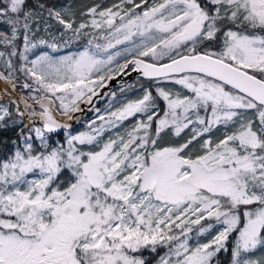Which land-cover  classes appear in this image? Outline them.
<instances>
[{
    "label": "snow or ice",
    "instance_id": "6c2138e0",
    "mask_svg": "<svg viewBox=\"0 0 264 264\" xmlns=\"http://www.w3.org/2000/svg\"><path fill=\"white\" fill-rule=\"evenodd\" d=\"M81 16L0 0V264H264V0ZM132 73L142 95L74 134Z\"/></svg>",
    "mask_w": 264,
    "mask_h": 264
},
{
    "label": "rangeland",
    "instance_id": "374dc122",
    "mask_svg": "<svg viewBox=\"0 0 264 264\" xmlns=\"http://www.w3.org/2000/svg\"><path fill=\"white\" fill-rule=\"evenodd\" d=\"M137 1H139V0H137ZM112 3H114V2L108 3V5L106 7L111 6ZM62 7H68V8H70L71 11L75 13V19L77 20V22H79L83 18L81 15H79V16L77 15L74 6H70L69 4H60L56 8L59 10ZM50 23L54 24V28L51 31H53L54 33H56L58 35L59 34V31L61 30L60 29V26L59 25H55V22L54 21H50ZM0 25H2L3 28L8 29L7 28L8 27L7 25H5V24H0ZM38 35H45V34L43 32H41ZM45 38H48V37L45 36ZM85 42H86V38H85V40H81L79 42V45H82ZM79 45L78 44H74L72 46V48L65 49V52H63L61 54H66L67 52L81 50L80 47H79ZM0 51H4L3 46H0ZM17 75L19 76L20 74L17 73ZM134 86H135L134 88H128L124 92H121V91L119 93L118 92H115V94H116V101L114 103H115V106L116 107H119L120 104L125 103L128 100H135V99L139 98L142 95V89L140 88V86L139 87H137L136 85H134ZM167 87H174L176 89H179V86L168 85ZM110 100H111V94L109 95V97L107 98V100L105 102H103V104H101L100 106H98L97 108H99L101 110V112H104L108 108V105H109V101ZM95 116H96V113L93 112V114L87 120L83 121V123L80 126V128L77 131H74L73 133L75 134V133H78L79 131L86 130V125L88 124V122H90L92 119H94ZM137 119H139V116L138 117H134V118H130V120L126 121L125 124L127 126H131Z\"/></svg>",
    "mask_w": 264,
    "mask_h": 264
},
{
    "label": "water",
    "instance_id": "95a60500",
    "mask_svg": "<svg viewBox=\"0 0 264 264\" xmlns=\"http://www.w3.org/2000/svg\"><path fill=\"white\" fill-rule=\"evenodd\" d=\"M135 78H141L138 74L132 73L130 76H117L115 79L111 81H106L107 86L100 89V95L93 97V104L87 105V104H81V108L83 109L82 112L75 114L76 119L73 121V129L78 127L79 123L86 119L87 117H90L93 113V111H90L89 108H97L105 102L108 98V96L117 88H121L127 83L131 82ZM6 85L4 82H0V89H4Z\"/></svg>",
    "mask_w": 264,
    "mask_h": 264
},
{
    "label": "trees",
    "instance_id": "16d2710c",
    "mask_svg": "<svg viewBox=\"0 0 264 264\" xmlns=\"http://www.w3.org/2000/svg\"><path fill=\"white\" fill-rule=\"evenodd\" d=\"M110 2H116V0H46V3L49 6H55V7H57L60 4H69L70 6H74L75 7V10H76V13H77L78 16L81 15V13L87 12L88 8L91 7V6H93V5L99 4V5H101V7H106L108 5V3H110ZM137 2H139V1H137ZM149 2H151V0H149ZM0 31H8V29H5V28H3L2 25H0ZM143 83H147V82L144 81L141 78H135L131 82H129L126 85H124L122 88L128 89L129 86H131V85H136L137 87H139L140 84H143ZM122 88L115 89L113 91V93H115V92H118L119 93ZM153 92H154V89H153ZM161 107H164L163 102H161ZM88 118L89 117H87L86 119L82 120L79 123L78 127L75 128L72 131L73 132L74 131H77L80 128V126L82 125L83 121L87 120ZM220 259H221V264H226V262L228 260L227 254H224L223 256H221Z\"/></svg>",
    "mask_w": 264,
    "mask_h": 264
},
{
    "label": "flooded vegetation",
    "instance_id": "af4514ba",
    "mask_svg": "<svg viewBox=\"0 0 264 264\" xmlns=\"http://www.w3.org/2000/svg\"><path fill=\"white\" fill-rule=\"evenodd\" d=\"M101 105V104H100Z\"/></svg>",
    "mask_w": 264,
    "mask_h": 264
}]
</instances>
